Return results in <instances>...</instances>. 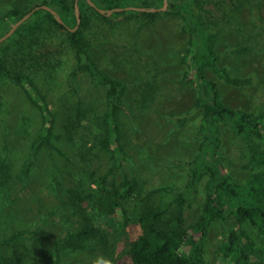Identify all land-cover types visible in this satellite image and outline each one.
Returning <instances> with one entry per match:
<instances>
[{
  "label": "rangeland",
  "instance_id": "obj_1",
  "mask_svg": "<svg viewBox=\"0 0 264 264\" xmlns=\"http://www.w3.org/2000/svg\"><path fill=\"white\" fill-rule=\"evenodd\" d=\"M51 1L0 0V30L15 24L14 9L27 13ZM85 10L86 54L69 44L68 29L48 21L47 36L38 29H16L0 42V254L8 264H133L129 243L141 234L138 210L146 203L169 215L198 153L203 108L188 76L191 38L182 17L169 6L153 18L139 10L123 15ZM196 18L215 34L217 66L247 81L232 84L205 65L221 101L264 116V0H201ZM89 64L127 85L117 136L109 135L104 120L110 86ZM40 104L48 109L52 136L50 145L37 149L44 125ZM217 124L223 169L231 182L244 184L264 170V163L254 159L255 153L264 156V139L252 135V147L225 122ZM107 136L109 147L103 144ZM103 175L118 184L136 183L122 230L79 196ZM207 180L185 211L187 226L202 215ZM87 225L97 228L96 237L65 242ZM236 228L255 246L264 245V232L247 221ZM226 237L223 220L211 221L204 264H234L222 256ZM54 252L56 263H51Z\"/></svg>",
  "mask_w": 264,
  "mask_h": 264
},
{
  "label": "trees",
  "instance_id": "obj_2",
  "mask_svg": "<svg viewBox=\"0 0 264 264\" xmlns=\"http://www.w3.org/2000/svg\"><path fill=\"white\" fill-rule=\"evenodd\" d=\"M91 1L102 9L144 7L148 11L140 13L150 18L157 14L152 9L160 8L164 3V0ZM200 1L168 0L169 10L182 17L184 30L191 38L190 53L185 59L191 65L188 76L191 75L196 83L197 104L203 108L202 139L195 159L189 164V179L177 195L176 205L171 213L167 215V211L146 203L138 210L141 234L129 243L133 264H204L206 229L211 221L218 218L223 220L227 228V237L221 247L223 259L233 258L234 264H255L256 260L259 264H264V245L255 246L244 231H238L236 228L238 222L247 221L255 229L264 232V170L253 174L244 184L231 182L220 161L221 133L217 124L218 121L225 122L254 147L252 135L264 139V116H256L225 105L221 101L217 83L205 75L204 66L209 65L219 76L232 84L241 85L247 82L244 79L230 77L224 69L217 66L215 34L203 27L196 18L197 4ZM41 5H48L54 9L63 23H60L50 10L40 8L35 10L17 30L38 29L39 35L47 36L49 31L45 27V21H48L52 25L68 29L69 44L78 53L86 54L87 42L82 28L88 23L86 7H93L89 1H78L82 21L80 27L74 31L71 28L77 24L75 1L71 3L70 0H52ZM125 11H115L114 15H123ZM27 13L14 9L12 11L14 23ZM10 28L11 25L4 24L0 36L5 35ZM89 67L98 80L110 86L104 120L109 135L117 136L118 128L120 129L118 114L127 85L120 80L100 75L93 64H89ZM40 105L44 112V125L34 144L37 149L50 145L52 136L51 120L46 113L48 109L45 105ZM109 139L110 136H107L103 140L104 146H110ZM254 159L260 164L264 163V156L261 153H255ZM206 176L208 180L205 186L206 198L202 215L194 225L187 226L185 211L191 207L199 185ZM78 193L89 208L98 215L114 220L115 225L122 230L128 224L129 208L131 209V204L135 201L136 183L125 181L118 184L103 175L94 179L89 188ZM97 234L98 230L95 226L87 225L80 229L75 237L71 236L65 242H73L77 237H96ZM56 254L57 252L53 253L51 263H56L54 259ZM0 264H8L7 259L1 254Z\"/></svg>",
  "mask_w": 264,
  "mask_h": 264
},
{
  "label": "water",
  "instance_id": "obj_3",
  "mask_svg": "<svg viewBox=\"0 0 264 264\" xmlns=\"http://www.w3.org/2000/svg\"><path fill=\"white\" fill-rule=\"evenodd\" d=\"M89 3L94 7L96 8L99 12H101L102 14H107V15H110L112 14L113 12L115 11H124V10H139V11H148V9L144 8V7H136V6H129V7H117V8H113V9H102V8H99L97 7L91 0H88ZM168 6H169V2L168 0H164V3H163V6L160 7V8H156V9H152L153 11H164V10H167L168 9ZM40 8H44V9H47V10H50L55 16L56 18L58 19V21L60 23H63L62 19L58 16L57 12L52 9L50 6L48 5H38L36 7H34L29 13L25 14L19 21H17L13 26L12 28L5 34L3 35L2 37H0V42L6 40L7 38H9L13 32L23 23L25 22L31 15L32 13L35 11V10H38ZM75 11H76V16H77V24L74 28H71L72 31L78 29L80 27V24H81V12L79 11L78 9V0H76V3H75Z\"/></svg>",
  "mask_w": 264,
  "mask_h": 264
}]
</instances>
